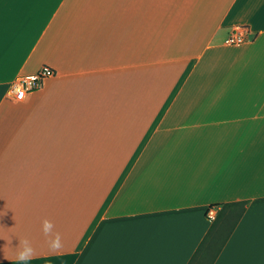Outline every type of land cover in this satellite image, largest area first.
<instances>
[{"label": "crops", "instance_id": "0c3cea01", "mask_svg": "<svg viewBox=\"0 0 264 264\" xmlns=\"http://www.w3.org/2000/svg\"><path fill=\"white\" fill-rule=\"evenodd\" d=\"M0 5V264L25 237L27 264H188L207 209L242 201L214 264H264V0Z\"/></svg>", "mask_w": 264, "mask_h": 264}, {"label": "trees", "instance_id": "16d2710c", "mask_svg": "<svg viewBox=\"0 0 264 264\" xmlns=\"http://www.w3.org/2000/svg\"><path fill=\"white\" fill-rule=\"evenodd\" d=\"M248 202H233L219 206L215 220L188 264H214L225 243L243 217Z\"/></svg>", "mask_w": 264, "mask_h": 264}, {"label": "built area", "instance_id": "2783aa9c", "mask_svg": "<svg viewBox=\"0 0 264 264\" xmlns=\"http://www.w3.org/2000/svg\"><path fill=\"white\" fill-rule=\"evenodd\" d=\"M254 35H251L250 30L246 26H240L233 29L227 37L226 44L230 47H240L253 42ZM56 76L54 69L43 66L32 77L19 78L11 89L10 100L13 104L23 105L25 104L31 95L40 90L45 82ZM218 208L210 207L205 213V218L208 221L213 222L216 218Z\"/></svg>", "mask_w": 264, "mask_h": 264}, {"label": "clouds", "instance_id": "9594fccd", "mask_svg": "<svg viewBox=\"0 0 264 264\" xmlns=\"http://www.w3.org/2000/svg\"><path fill=\"white\" fill-rule=\"evenodd\" d=\"M40 231L50 253H57L63 248L62 235L56 230V225L51 220L44 218L41 221ZM16 249L14 259L20 264H27L38 254L33 242L26 237L19 239V246Z\"/></svg>", "mask_w": 264, "mask_h": 264}, {"label": "snow or ice", "instance_id": "6c2138e0", "mask_svg": "<svg viewBox=\"0 0 264 264\" xmlns=\"http://www.w3.org/2000/svg\"><path fill=\"white\" fill-rule=\"evenodd\" d=\"M0 8H2V5H0Z\"/></svg>", "mask_w": 264, "mask_h": 264}]
</instances>
